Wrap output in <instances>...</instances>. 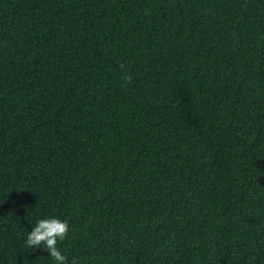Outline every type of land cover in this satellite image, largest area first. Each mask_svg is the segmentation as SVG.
Listing matches in <instances>:
<instances>
[{
  "label": "trees",
  "instance_id": "obj_1",
  "mask_svg": "<svg viewBox=\"0 0 264 264\" xmlns=\"http://www.w3.org/2000/svg\"><path fill=\"white\" fill-rule=\"evenodd\" d=\"M46 215L81 264H264V0H0V264Z\"/></svg>",
  "mask_w": 264,
  "mask_h": 264
},
{
  "label": "clouds",
  "instance_id": "obj_2",
  "mask_svg": "<svg viewBox=\"0 0 264 264\" xmlns=\"http://www.w3.org/2000/svg\"><path fill=\"white\" fill-rule=\"evenodd\" d=\"M120 67L125 66L121 64ZM123 79L130 81L132 76L125 71ZM68 231L69 221L66 218L47 215L36 218L28 230L23 233L22 248L25 250V255L20 257L18 264H29V258L34 257L37 252L46 255V259H35L33 264H47L49 261L51 264H81L79 258L75 256L69 260L65 252L58 247V244L65 240ZM29 249L36 251L28 253Z\"/></svg>",
  "mask_w": 264,
  "mask_h": 264
}]
</instances>
